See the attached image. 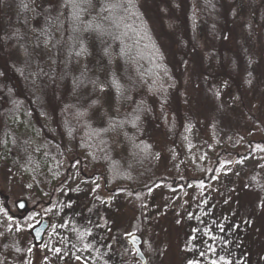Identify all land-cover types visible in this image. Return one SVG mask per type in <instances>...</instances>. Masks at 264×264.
<instances>
[{"label": "rangeland", "instance_id": "rangeland-1", "mask_svg": "<svg viewBox=\"0 0 264 264\" xmlns=\"http://www.w3.org/2000/svg\"><path fill=\"white\" fill-rule=\"evenodd\" d=\"M140 2L199 122L191 161L170 152L161 126L149 121L145 129L161 172L178 169L183 183L166 180L135 194L69 160L56 171L7 152L0 263L143 264L135 234L145 264H264V32L255 21L264 20V0H237L234 12L229 0ZM216 161L213 179L185 184L187 174H207ZM20 200L25 214L15 206ZM43 220L49 227L37 244L32 230ZM11 239L20 244L17 257Z\"/></svg>", "mask_w": 264, "mask_h": 264}, {"label": "trees", "instance_id": "trees-1", "mask_svg": "<svg viewBox=\"0 0 264 264\" xmlns=\"http://www.w3.org/2000/svg\"><path fill=\"white\" fill-rule=\"evenodd\" d=\"M229 3L234 12L237 0ZM0 117V161L8 152L57 171L69 160L135 194L183 183L178 169L161 172L149 121L189 161L200 130L140 0H0ZM219 167L187 174L185 184L211 180Z\"/></svg>", "mask_w": 264, "mask_h": 264}, {"label": "water", "instance_id": "water-1", "mask_svg": "<svg viewBox=\"0 0 264 264\" xmlns=\"http://www.w3.org/2000/svg\"><path fill=\"white\" fill-rule=\"evenodd\" d=\"M17 206L21 211L25 210L27 208L26 201L20 200L17 203ZM48 227H49V221L43 220L40 224H38L36 227L33 228L32 235L37 244H41L43 242L44 236H45V233ZM130 241L133 244V247L136 251V257L140 259L143 264H145L147 262V258L142 250V246H141L142 238L134 234L130 238Z\"/></svg>", "mask_w": 264, "mask_h": 264}]
</instances>
